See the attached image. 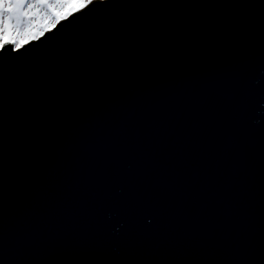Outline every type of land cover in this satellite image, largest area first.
I'll list each match as a JSON object with an SVG mask.
<instances>
[{"label": "water", "instance_id": "water-1", "mask_svg": "<svg viewBox=\"0 0 264 264\" xmlns=\"http://www.w3.org/2000/svg\"><path fill=\"white\" fill-rule=\"evenodd\" d=\"M84 8L0 53V264H264V0Z\"/></svg>", "mask_w": 264, "mask_h": 264}, {"label": "snow or ice", "instance_id": "snow-or-ice-1", "mask_svg": "<svg viewBox=\"0 0 264 264\" xmlns=\"http://www.w3.org/2000/svg\"><path fill=\"white\" fill-rule=\"evenodd\" d=\"M95 2L96 0H0V53L8 50L9 47L11 48L12 52H18L22 50L21 44L18 43L11 34L12 29H15L17 32H19L23 25L22 13L17 12V10H22L25 7H43L46 9L45 14L49 18H55L56 20L60 21V23H63L64 21L61 20V17L64 15V12L52 11V9L67 4L90 7ZM84 10L86 9H81V11ZM71 18L72 17H69V19ZM14 20L15 23H13ZM44 27L46 28L47 25H44ZM56 27H58V25ZM56 27L53 28V31L56 30ZM41 38H44L43 34ZM26 46L27 45H25V47Z\"/></svg>", "mask_w": 264, "mask_h": 264}, {"label": "rangeland", "instance_id": "rangeland-1", "mask_svg": "<svg viewBox=\"0 0 264 264\" xmlns=\"http://www.w3.org/2000/svg\"><path fill=\"white\" fill-rule=\"evenodd\" d=\"M84 7L85 6L67 4L63 6H58L52 9V11L64 12V15L61 17V20H63L69 15L79 11ZM17 12L22 13L23 25L19 32H17L15 29H12L11 34L15 38V40L21 44V46L24 45L25 43L37 39L47 31H50L55 26V24L59 22L55 18H49L45 14L46 9H44L43 7H32V8L25 7L22 10H17ZM31 21H35V22H31ZM13 23H15V20L13 21ZM44 25H47V27L45 28Z\"/></svg>", "mask_w": 264, "mask_h": 264}, {"label": "bare ground", "instance_id": "bare-ground-1", "mask_svg": "<svg viewBox=\"0 0 264 264\" xmlns=\"http://www.w3.org/2000/svg\"><path fill=\"white\" fill-rule=\"evenodd\" d=\"M85 9V8H84Z\"/></svg>", "mask_w": 264, "mask_h": 264}]
</instances>
